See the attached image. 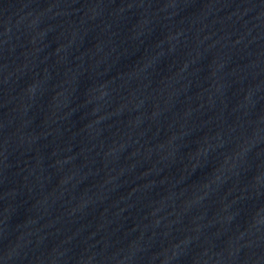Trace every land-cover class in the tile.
<instances>
[{"label": "water", "instance_id": "1", "mask_svg": "<svg viewBox=\"0 0 264 264\" xmlns=\"http://www.w3.org/2000/svg\"><path fill=\"white\" fill-rule=\"evenodd\" d=\"M0 264H264V0H0Z\"/></svg>", "mask_w": 264, "mask_h": 264}]
</instances>
